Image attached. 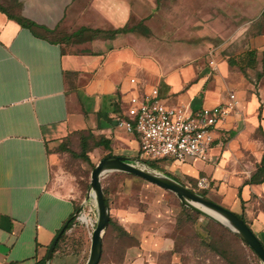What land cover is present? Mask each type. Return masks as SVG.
<instances>
[{"label": "crops", "instance_id": "1", "mask_svg": "<svg viewBox=\"0 0 264 264\" xmlns=\"http://www.w3.org/2000/svg\"><path fill=\"white\" fill-rule=\"evenodd\" d=\"M159 1L0 0L8 12L37 23L32 29L0 10V264H42L80 204L50 184L62 160L53 146L90 135L117 145L114 124L123 100L143 86H157L168 103L193 108L215 107L228 90L237 92L243 114L228 116L214 131L210 158L189 157L184 171L197 181L205 177L203 193L237 209L264 242V179L256 176L264 157V30L251 34L239 55L221 56L214 47L206 55L203 47V53L172 48L166 54L148 36ZM263 2L251 1L249 11ZM140 23L148 33L138 31ZM82 27L103 31L79 41L64 38ZM112 213L136 239L124 252L126 262L166 264L162 255L168 253L170 263L179 264L162 215L150 223L131 206Z\"/></svg>", "mask_w": 264, "mask_h": 264}, {"label": "rangeland", "instance_id": "2", "mask_svg": "<svg viewBox=\"0 0 264 264\" xmlns=\"http://www.w3.org/2000/svg\"><path fill=\"white\" fill-rule=\"evenodd\" d=\"M251 1L255 0H160L156 11L149 17L151 33L148 36L158 47L157 51L162 50L166 54L172 48L181 52L188 49L203 53L202 47L205 54L209 47H214L221 56L239 55L248 48L249 36L264 30V2L263 6L249 11ZM138 31L143 32L140 27ZM86 36L89 37L90 32ZM126 100H123L124 104ZM114 125L119 133L118 140L114 142L118 143L109 148L95 144L99 136L91 137L86 148L78 136L69 138L63 145L53 146L60 150L62 160L52 171L50 184L63 193L77 197L82 212L91 220L85 222L78 219L66 231L50 264H85L89 257L97 208L93 198L86 203V195L94 165L113 151L152 160L143 157L137 133L129 132L116 123ZM158 161L164 162L165 171L179 181L200 193L203 191L197 184L196 176L184 171L188 166L183 164L186 161L167 162L164 158ZM102 183L113 220L112 212L123 206L143 210L150 223L156 222L157 215L164 217L176 239L179 264H263L257 253L230 228L199 215L185 206L174 192L139 175L119 170L105 173ZM228 208L239 213L234 207ZM135 242L136 239L126 234L118 224L108 225L103 234V253L98 264H131L124 260V252ZM162 259L164 263L171 264L168 253H164Z\"/></svg>", "mask_w": 264, "mask_h": 264}, {"label": "built area", "instance_id": "3", "mask_svg": "<svg viewBox=\"0 0 264 264\" xmlns=\"http://www.w3.org/2000/svg\"><path fill=\"white\" fill-rule=\"evenodd\" d=\"M210 63L215 64L214 58ZM131 81L136 82V78ZM125 102L117 125L139 135L143 157L164 158L167 162H185L189 157L209 159L214 131L231 114H243L242 99L234 90L228 91L226 100L215 107L170 104L160 97L157 86L136 89ZM197 184L205 187L208 181L202 177ZM76 214L77 220H82V210Z\"/></svg>", "mask_w": 264, "mask_h": 264}, {"label": "water", "instance_id": "4", "mask_svg": "<svg viewBox=\"0 0 264 264\" xmlns=\"http://www.w3.org/2000/svg\"><path fill=\"white\" fill-rule=\"evenodd\" d=\"M115 170L139 175L174 192L185 206L230 228L252 247L264 264V243L242 215L187 186L164 171L150 166L140 157L115 153L103 156L91 171L86 202L91 198L94 199L97 220L91 233L90 254L85 264H98L103 253V234L110 222L111 209L104 191L102 176ZM64 229L65 226H62L49 245L46 255L48 264H50L53 250Z\"/></svg>", "mask_w": 264, "mask_h": 264}, {"label": "trees", "instance_id": "5", "mask_svg": "<svg viewBox=\"0 0 264 264\" xmlns=\"http://www.w3.org/2000/svg\"><path fill=\"white\" fill-rule=\"evenodd\" d=\"M0 10H2V11H4V12H7L8 13V15L10 16V17H12V18H15V19H17L22 25H24V26H28V27H30V28H35L36 26H37V23L35 22V21H33V20H31V19H29V18H27V17H25V16H23V15H20V14H13V13H10V12H8V10H7V8L3 5V4H1L0 3ZM137 27H140V28H142L143 30H144V32L145 33H148L149 32V29H148V27H146V26H144L143 25V23H140ZM137 27H122V28H119V29H114V30H112V31H110L111 33H116V32H120V31H128V30H135ZM47 30V32L48 33H51V32H53L54 31V29H46ZM103 30L102 29H99V28H89V27H82L81 29H79L78 31H76V32H74V33H72V34H70V35H68V34H66V35H64V38L66 37V38H72V37H74V39L75 40H83V39H85V38H87V33H89L90 32V36L89 37H93V36H96V35H98L100 32H102ZM253 54L252 55H255V53L254 52H252ZM256 63V61H255V59H253V61H252V65L253 64H255ZM93 136L94 135H90L89 137H86V136H82L81 138H82V144L84 145V148H86L87 147V145H88V139H90L91 137L93 138ZM95 144L96 145H103V146H105L106 148H109L110 147V139L108 138V137H104V136H102V137H100L99 139H97L96 141H95ZM108 154H113L112 152H109ZM107 155V154H106ZM147 164H149L150 166H152V167H154V168H157V169H159V170H162V171H164L165 173H167V174H169V175H171V176H173L170 172H168V171H165V169H164V167H163V165L162 164H165L164 162L163 163H159V161H158V159H152L151 161H149V160H145V159H143ZM167 165V164H166ZM135 175V174H134ZM256 176H258V178H257V180H263L264 179V157H263V159H262V165L258 168V171L256 172ZM174 178H176V179H178L176 176H173ZM179 180V179H178ZM104 191H105V193H106V190L104 189ZM202 194H204L205 195V193H203V191L201 192ZM107 196V195H106ZM107 201L109 202V198L107 197ZM82 209V205H77L76 206V208H75V210H74V212L68 217V219L64 222V225L63 226H65V229H64V231H63V233L61 234V236H60V238H59V240H58V242H57V244H56V246H55V248H54V250H53V254H54V252L56 251V249H57V247H58V245H59V242H60V240H61V238L63 237V235L66 233V231L69 229V228H71L72 226H74L75 224H76V222H77V214H76V212L78 211V210H81ZM193 210V209H192ZM193 211H195V210H193ZM195 212H197V211H195ZM199 215L201 214V213H199V212H197ZM241 215V214H240ZM209 218V217H208ZM215 221V220H214ZM118 224L121 228H122V230L126 233V234H129L127 231H126V229H124V227L121 225V224H119L116 220H113L112 219V216H111V218H110V222H109V225H111V224ZM218 223V222H217ZM219 224V223H218ZM130 235V234H129ZM131 236V235H130ZM264 243V242H263ZM250 246V245H249ZM251 247V246H250ZM252 248V247H251ZM53 254H52V257H53ZM52 259V258H51ZM41 262H42V264H48L47 263V261H46V255L41 259Z\"/></svg>", "mask_w": 264, "mask_h": 264}, {"label": "bare ground", "instance_id": "6", "mask_svg": "<svg viewBox=\"0 0 264 264\" xmlns=\"http://www.w3.org/2000/svg\"><path fill=\"white\" fill-rule=\"evenodd\" d=\"M82 220H84L85 222H88L89 220H91V218H89L86 214H83Z\"/></svg>", "mask_w": 264, "mask_h": 264}]
</instances>
